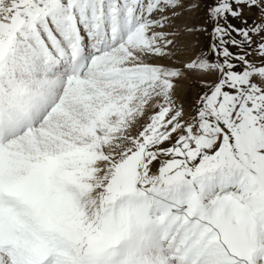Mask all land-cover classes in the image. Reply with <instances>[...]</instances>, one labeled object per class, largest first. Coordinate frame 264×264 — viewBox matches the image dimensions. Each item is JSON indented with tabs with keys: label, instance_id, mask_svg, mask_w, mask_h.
<instances>
[{
	"label": "snow or ice",
	"instance_id": "obj_1",
	"mask_svg": "<svg viewBox=\"0 0 264 264\" xmlns=\"http://www.w3.org/2000/svg\"><path fill=\"white\" fill-rule=\"evenodd\" d=\"M0 264H264V0H0Z\"/></svg>",
	"mask_w": 264,
	"mask_h": 264
},
{
	"label": "rangeland",
	"instance_id": "obj_2",
	"mask_svg": "<svg viewBox=\"0 0 264 264\" xmlns=\"http://www.w3.org/2000/svg\"><path fill=\"white\" fill-rule=\"evenodd\" d=\"M203 39V38H202Z\"/></svg>",
	"mask_w": 264,
	"mask_h": 264
}]
</instances>
